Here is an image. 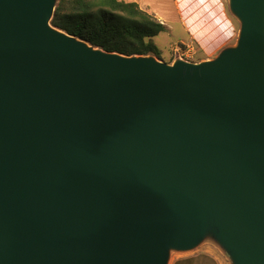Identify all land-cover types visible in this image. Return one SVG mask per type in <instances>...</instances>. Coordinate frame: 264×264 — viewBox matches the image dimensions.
Returning <instances> with one entry per match:
<instances>
[{"label": "water", "instance_id": "obj_1", "mask_svg": "<svg viewBox=\"0 0 264 264\" xmlns=\"http://www.w3.org/2000/svg\"><path fill=\"white\" fill-rule=\"evenodd\" d=\"M0 0V264H167L204 240L264 264V0L212 59L172 64Z\"/></svg>", "mask_w": 264, "mask_h": 264}, {"label": "trees", "instance_id": "obj_2", "mask_svg": "<svg viewBox=\"0 0 264 264\" xmlns=\"http://www.w3.org/2000/svg\"><path fill=\"white\" fill-rule=\"evenodd\" d=\"M51 25L106 51L160 56L153 37L166 30L134 1L57 0Z\"/></svg>", "mask_w": 264, "mask_h": 264}, {"label": "crops", "instance_id": "obj_3", "mask_svg": "<svg viewBox=\"0 0 264 264\" xmlns=\"http://www.w3.org/2000/svg\"><path fill=\"white\" fill-rule=\"evenodd\" d=\"M152 14L171 31L165 4L179 24L182 34L177 42L188 47L195 46L202 58H209L222 48L234 44L239 29L236 18L230 13L228 0H126ZM164 9V10H163ZM238 22V21H237Z\"/></svg>", "mask_w": 264, "mask_h": 264}, {"label": "rangeland", "instance_id": "obj_4", "mask_svg": "<svg viewBox=\"0 0 264 264\" xmlns=\"http://www.w3.org/2000/svg\"><path fill=\"white\" fill-rule=\"evenodd\" d=\"M164 9L168 13L167 15L170 19L168 23L172 29L171 31L161 32L153 37V42L159 48L160 56L148 55L154 56L156 59L168 64H172L178 58L198 62L205 59H212L217 55L216 53L209 58L203 59L200 51L195 46L188 47L187 45L178 43L177 37L179 34H182V30L175 21L167 3ZM236 24L238 28L237 20ZM168 261L167 264H231L229 255L210 239L202 241L196 248L190 251L181 252L172 250Z\"/></svg>", "mask_w": 264, "mask_h": 264}, {"label": "bare ground", "instance_id": "obj_5", "mask_svg": "<svg viewBox=\"0 0 264 264\" xmlns=\"http://www.w3.org/2000/svg\"><path fill=\"white\" fill-rule=\"evenodd\" d=\"M169 262V261H168Z\"/></svg>", "mask_w": 264, "mask_h": 264}]
</instances>
